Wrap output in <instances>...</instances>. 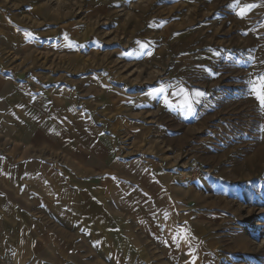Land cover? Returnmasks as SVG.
I'll return each mask as SVG.
<instances>
[{
	"label": "rangeland",
	"instance_id": "obj_1",
	"mask_svg": "<svg viewBox=\"0 0 264 264\" xmlns=\"http://www.w3.org/2000/svg\"><path fill=\"white\" fill-rule=\"evenodd\" d=\"M249 4L257 6L241 18ZM6 11L5 73L69 92L82 109L127 90L136 109L174 118L151 104L168 103L178 82L207 93L198 97L201 130L183 147L206 154L210 168L197 156L182 165L204 199L200 231L218 238L217 259L202 264H264V111L249 84L264 75V0H14ZM161 84L168 91L158 95ZM152 128L154 148L173 149L174 136L165 142Z\"/></svg>",
	"mask_w": 264,
	"mask_h": 264
},
{
	"label": "crops",
	"instance_id": "obj_2",
	"mask_svg": "<svg viewBox=\"0 0 264 264\" xmlns=\"http://www.w3.org/2000/svg\"><path fill=\"white\" fill-rule=\"evenodd\" d=\"M13 1L0 0V25ZM2 47L0 36V264L215 262L217 235L200 231L204 199L182 167L197 156L183 146L201 130L198 85L178 82L168 103L151 104L179 117L136 109L127 90L105 91L91 112L69 92L6 74ZM181 89L196 101L191 113ZM152 127L174 136L173 149L154 148Z\"/></svg>",
	"mask_w": 264,
	"mask_h": 264
},
{
	"label": "snow or ice",
	"instance_id": "obj_3",
	"mask_svg": "<svg viewBox=\"0 0 264 264\" xmlns=\"http://www.w3.org/2000/svg\"><path fill=\"white\" fill-rule=\"evenodd\" d=\"M256 6L257 5L255 4L246 5L243 8H240L237 14L241 18H244L246 14ZM233 7L239 8V3L237 2V4L233 5ZM142 47H146V46L142 45ZM249 84L251 85L250 93L253 94L257 99L261 111H264V75L258 77L255 80H250ZM167 91H168V87H166L163 84H161L160 87L154 89V92L158 95L163 94ZM181 93L184 96V104L182 105V107H184L186 111L191 113L193 111V105L196 101H193L192 95L186 89H181ZM195 96L202 97L204 96V93L197 91L195 92Z\"/></svg>",
	"mask_w": 264,
	"mask_h": 264
},
{
	"label": "built area",
	"instance_id": "obj_4",
	"mask_svg": "<svg viewBox=\"0 0 264 264\" xmlns=\"http://www.w3.org/2000/svg\"><path fill=\"white\" fill-rule=\"evenodd\" d=\"M198 172V171H197ZM202 175V173L201 172H199V174H198V176H201Z\"/></svg>",
	"mask_w": 264,
	"mask_h": 264
}]
</instances>
